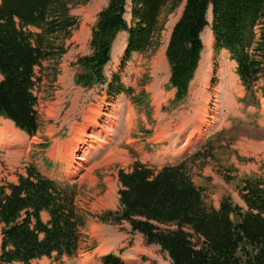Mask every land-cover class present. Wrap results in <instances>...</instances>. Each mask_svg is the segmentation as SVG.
<instances>
[{"label": "trees", "instance_id": "1", "mask_svg": "<svg viewBox=\"0 0 264 264\" xmlns=\"http://www.w3.org/2000/svg\"><path fill=\"white\" fill-rule=\"evenodd\" d=\"M182 1L166 49L170 85L175 89L172 103H181L187 95L203 48L200 33L208 23L209 7L214 50L228 51L242 85L252 93L259 76H264V0H132L131 22L126 19L127 0H109L92 29L91 52L78 58L83 71L76 84L107 83L110 95L133 93L119 73L109 81L105 76L117 35L128 32L124 66L134 53H147L159 44L163 10L170 6L173 12ZM76 2L0 0V116L31 137L41 121L37 68L68 51L67 41L79 26L71 14ZM133 98L145 103V92ZM186 165L181 161L156 169L135 161L130 170L119 169L120 211L107 210L99 218L116 224L127 221L148 244L167 251L172 264H264V179H244L239 196L246 209L230 197L215 207L194 184ZM44 211L48 221L42 218ZM0 222L1 264H31L54 254L73 256L86 225L76 188L47 177L35 165L18 174L17 182L0 184ZM102 261L127 264L114 253Z\"/></svg>", "mask_w": 264, "mask_h": 264}, {"label": "rangeland", "instance_id": "2", "mask_svg": "<svg viewBox=\"0 0 264 264\" xmlns=\"http://www.w3.org/2000/svg\"><path fill=\"white\" fill-rule=\"evenodd\" d=\"M131 1H127L129 11L132 10ZM184 2L173 12H170V6L163 10L164 28L159 36L158 47L149 48L143 55L136 54L120 70L121 43H117L114 59L105 69L108 78L113 72L119 71L125 84L134 88L133 94L146 92V99L159 106L158 116L143 118L145 103L142 106L135 105L136 109L138 106L142 108L133 109V101L125 93L111 95L115 102L109 103L107 92L101 85L90 89L78 88L74 68L65 64L64 70L60 69L57 59H49L44 69L38 70L40 81L36 89L40 100L39 130L42 128V131L34 138L35 144L22 153H14L8 141L0 136V183L10 182L19 172H24L30 157L47 155L50 150L47 151L46 146L50 149L52 146L43 130L47 128L48 132L53 131L54 124L64 122V117L66 133L63 136L75 137L77 140L80 138L70 151L65 167L58 166L54 171L58 170L61 177L69 180L67 183L71 188L77 190L79 213L86 220V225L81 227L83 238L88 221L89 224L97 222L116 226L121 231L126 229L123 225L129 224L127 221L118 224L105 222L99 218L107 210L120 211V168L129 169L136 159L145 160L151 165L174 161L180 156L181 150L188 151L186 166L192 181L201 189L209 204L218 207L223 197H230L234 203L246 209L239 196L244 179H264V76L260 75L255 83L257 94L255 91L246 94L235 73V62L229 59L226 51L213 50L212 32L207 27L202 35L206 47L202 56L204 60L192 83L193 87L188 96L181 100V103L184 102L182 105L170 103V66L166 57L160 55L159 48L165 40L170 39ZM108 3L109 0H77L71 5V14L80 23L71 38L76 45L74 48L70 46L72 52H91V31L99 12ZM126 17L131 22V15ZM213 66L216 67L215 73L212 72ZM57 74H61L62 79L65 74L66 79L57 82ZM66 87L73 95L66 97L58 118L55 109L51 107L49 110V106L59 98L55 91ZM214 102L216 107L213 109L211 132L205 140L197 143L194 141L195 135L198 132L201 137L204 135V119ZM126 104L131 105L129 115ZM2 120L0 134L13 139V143L21 144L20 133L16 129H9V120ZM130 139L137 144L138 139L140 142L149 139L141 146L142 156L134 149ZM196 151L199 152L193 157ZM73 165L84 168L78 175L72 174ZM65 168L69 171H64ZM68 173L69 179L66 177Z\"/></svg>", "mask_w": 264, "mask_h": 264}, {"label": "crops", "instance_id": "3", "mask_svg": "<svg viewBox=\"0 0 264 264\" xmlns=\"http://www.w3.org/2000/svg\"><path fill=\"white\" fill-rule=\"evenodd\" d=\"M209 17L211 16L210 10H208ZM127 40V32L123 31L119 33L115 45L117 43H121V53L125 48ZM168 40H165L164 44L161 45L159 48V53L162 56H165V51L167 47ZM68 44L71 46L76 47L75 42H72V40L68 41ZM78 45V44H77ZM114 45V48H115ZM83 53H80L79 51L72 52L69 48L67 53H65L60 59H59V66L60 69L64 68V65L70 66L72 69L74 68V73H77V69L79 70V66L76 64L78 56L82 55ZM121 55V54H120ZM46 62H44V65H46ZM45 67V66H44ZM44 69V68H43ZM64 70V69H63ZM63 79H66V75L63 74ZM57 82L60 80L62 81V75L57 74ZM55 93L57 96H59L58 99L51 102V106H49V110L52 108L56 111V116L60 118L63 103L68 95L72 96L73 93L66 88H63L61 90H56ZM170 93L172 94L171 98L174 95V90H170ZM153 94H151L152 96ZM60 96H62V101L60 100ZM151 104H153L151 102ZM161 108V107H160ZM160 113V109L158 105H152V119L158 116ZM143 118H147V115L144 114L142 116ZM62 119V117H61ZM0 120H2L0 118ZM3 121V120H2ZM63 121L60 124L55 123L54 124V130L48 132L47 128H44V133L46 134V137H48L49 142H52L51 149L54 148V146L59 143V149L57 154H53L49 151L47 155L44 157L38 158L36 157H30L29 163L25 167L24 172L19 173H25L27 170V167L29 164L34 163L40 170H42L44 173H47L49 175H55L57 178L63 179L65 177H61L59 175V171H53L52 168L55 166V168L59 165H63L64 163L67 164V151L70 150L76 143L77 138L75 137H64L65 134V126H66V119L63 117ZM8 123V122H7ZM3 125V122H0V126ZM9 129H14V124L9 123L8 124ZM134 126V122H133ZM20 134L21 132L17 130ZM42 131V128L39 130L38 134H40ZM15 134V133H14ZM37 134V136H39ZM37 136L35 138H37ZM22 137H27L26 135L22 134ZM66 140V143H63V141ZM149 139H147L148 141ZM133 146L136 150H138L142 156L143 154V148L141 147V144H137L132 140ZM35 144V143H34ZM32 146V145H31ZM14 153H22V151H14ZM49 156V158L47 157ZM141 159V158H140ZM146 162L145 160H142ZM163 162L160 164H157L158 166L162 165ZM51 165V167H49ZM84 168V167H83ZM83 168L77 167L75 170L71 171L72 174L78 175L79 171H81ZM18 173V174H19ZM18 174L15 179L11 180V182H16L18 180ZM53 175V176H54ZM66 177L69 179V173L66 175ZM105 201H108L107 199ZM42 218L45 221H48L49 214L44 211L42 213ZM127 223V222H126ZM126 227L125 230L121 231L116 228V226H109L105 225L103 223H97L93 222L91 224H87L86 227V235L83 238L80 244V249L77 255L75 256H63L60 258H49L47 256H43L42 258L35 259L31 262V264H103L102 257L104 255H107L109 253H115L127 263V264H172L171 257L169 256V253L167 251H164L159 244L153 243L148 244L144 235L133 231L130 224L123 225ZM2 231V224L0 222V234ZM0 255H1V235H0ZM1 264V262H0ZM10 264H23L22 262L15 261Z\"/></svg>", "mask_w": 264, "mask_h": 264}, {"label": "bare ground", "instance_id": "4", "mask_svg": "<svg viewBox=\"0 0 264 264\" xmlns=\"http://www.w3.org/2000/svg\"><path fill=\"white\" fill-rule=\"evenodd\" d=\"M211 21V20H210ZM209 21V22H210ZM207 28V27H206ZM209 29H210V27H209ZM204 31H205V29L203 30V32H202V34H201V37H202V35H203V33H204ZM210 39V38H209ZM202 41H203V37H202ZM209 41V40H208ZM203 44H204V41H203ZM205 44H204V49H203V51H202V53H201V59H200V62H199V65H198V68H197V71H196V73H195V76H194V79H193V81L195 80V77H196V74H197V72H198V70H199V66H201V62L204 60V58H202V56H203V54H204V51H205ZM205 56V55H204ZM193 81H192V83H193ZM191 83V84H192ZM1 119H4V118H1ZM5 120H7V119H5ZM8 121V120H7ZM10 121V120H9ZM10 123H13L12 121H10ZM14 129H16V131L17 130H19L18 128H16L15 126H14ZM15 131V132H16ZM21 132V131H20ZM81 140V139H80Z\"/></svg>", "mask_w": 264, "mask_h": 264}]
</instances>
